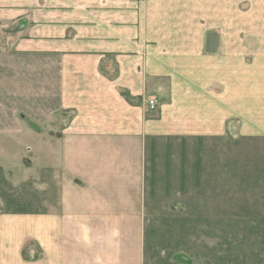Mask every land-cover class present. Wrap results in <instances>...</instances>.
Instances as JSON below:
<instances>
[{"label":"crops","instance_id":"1","mask_svg":"<svg viewBox=\"0 0 264 264\" xmlns=\"http://www.w3.org/2000/svg\"><path fill=\"white\" fill-rule=\"evenodd\" d=\"M0 264H264V0H0Z\"/></svg>","mask_w":264,"mask_h":264},{"label":"rangeland","instance_id":"2","mask_svg":"<svg viewBox=\"0 0 264 264\" xmlns=\"http://www.w3.org/2000/svg\"><path fill=\"white\" fill-rule=\"evenodd\" d=\"M184 226H182V224L180 223H172L171 224V228H172V231H190V230H200V229H205V227L203 226H200L198 224H183ZM203 227V228H202ZM161 229V228H159Z\"/></svg>","mask_w":264,"mask_h":264},{"label":"built area","instance_id":"3","mask_svg":"<svg viewBox=\"0 0 264 264\" xmlns=\"http://www.w3.org/2000/svg\"><path fill=\"white\" fill-rule=\"evenodd\" d=\"M159 104V100L158 99H152L150 102H149V105H150V109H155Z\"/></svg>","mask_w":264,"mask_h":264}]
</instances>
